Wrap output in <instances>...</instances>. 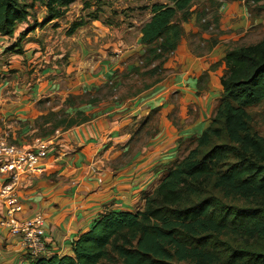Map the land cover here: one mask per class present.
Segmentation results:
<instances>
[{
    "label": "crops",
    "instance_id": "crops-1",
    "mask_svg": "<svg viewBox=\"0 0 264 264\" xmlns=\"http://www.w3.org/2000/svg\"><path fill=\"white\" fill-rule=\"evenodd\" d=\"M205 3L191 7L176 48L154 74L138 69L145 52L139 31L134 41L115 38L111 56L94 60V50L79 47L65 69L70 77L56 63L33 69L39 46L28 23L13 37L0 35V138L24 147L50 141L45 171L22 173L15 184L21 210L14 218L43 214L46 255H70L72 240L103 212L142 209L182 143L209 125L225 52L264 37L248 39L264 29V12H249L243 0ZM24 30L23 52L5 51ZM131 77L140 86H129ZM5 180L0 174V188ZM4 215L0 198V264H29L20 236L1 224Z\"/></svg>",
    "mask_w": 264,
    "mask_h": 264
},
{
    "label": "trees",
    "instance_id": "trees-1",
    "mask_svg": "<svg viewBox=\"0 0 264 264\" xmlns=\"http://www.w3.org/2000/svg\"><path fill=\"white\" fill-rule=\"evenodd\" d=\"M74 1L0 0V35L13 37L36 4L45 16L28 24L32 30L62 17ZM202 1L210 0L149 6L139 28L145 73H156L176 48L182 21ZM243 1L249 12H264V0ZM198 13L204 16V8ZM85 24L75 21L67 33ZM25 31L5 51L21 54ZM223 62L222 92L209 125L182 143L191 146L144 195L142 209L103 212L72 240L70 255L30 256L29 264H264V136L248 111L264 101V37L226 50Z\"/></svg>",
    "mask_w": 264,
    "mask_h": 264
},
{
    "label": "rangeland",
    "instance_id": "rangeland-1",
    "mask_svg": "<svg viewBox=\"0 0 264 264\" xmlns=\"http://www.w3.org/2000/svg\"><path fill=\"white\" fill-rule=\"evenodd\" d=\"M160 1L164 0H76L70 4L62 17L44 26L37 25L35 27L37 31L32 30L33 33H30L29 39L38 42L39 48H33L32 56H35V52L38 54L30 65L33 64V69H39V64L52 65L56 63L58 67H61L62 75L67 74L70 77L73 72L67 73L65 69L72 62L70 59L72 53H75L79 47L94 50L96 54L94 60L103 53L107 56L114 55L115 38L128 37L130 41H134L140 25L150 16L149 6ZM214 2L215 0L207 1L205 6L213 7ZM44 16L45 9L37 4L28 24L33 27V23L42 22ZM78 20H84L86 24L78 27L69 35L68 29L73 22ZM263 34L264 29H261L248 39L255 40ZM88 51L91 52V50ZM141 65L139 67L143 69L144 67ZM131 78L133 79L131 82L129 81L131 83L129 86L135 88L140 86V82L136 81L138 78ZM150 78L143 76V80L146 82ZM248 111L252 116L254 128L264 136V101L249 108ZM190 146L191 143L187 140L182 145L181 156Z\"/></svg>",
    "mask_w": 264,
    "mask_h": 264
},
{
    "label": "built area",
    "instance_id": "built-area-1",
    "mask_svg": "<svg viewBox=\"0 0 264 264\" xmlns=\"http://www.w3.org/2000/svg\"><path fill=\"white\" fill-rule=\"evenodd\" d=\"M49 139H37L30 147H24L0 138V174L6 180L0 188V198L5 204V215L1 224L20 236L21 245L31 257L46 255L44 240V216L35 212L28 218L17 220L14 213L21 210L15 184L20 174H41L45 171L42 160L48 153Z\"/></svg>",
    "mask_w": 264,
    "mask_h": 264
}]
</instances>
